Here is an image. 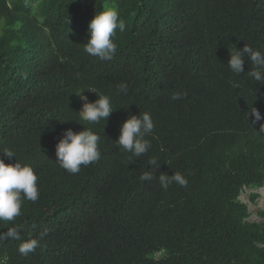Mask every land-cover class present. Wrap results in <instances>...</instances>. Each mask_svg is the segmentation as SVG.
I'll list each match as a JSON object with an SVG mask.
<instances>
[{
  "label": "trees",
  "instance_id": "obj_1",
  "mask_svg": "<svg viewBox=\"0 0 264 264\" xmlns=\"http://www.w3.org/2000/svg\"><path fill=\"white\" fill-rule=\"evenodd\" d=\"M108 7L126 29L101 61L83 48ZM246 44L264 51V0H0V150L17 155L6 164L30 165L39 189L0 232L23 224L26 240L50 230L26 257L20 241H0V264H264V221L240 199L264 186V133L249 115L264 116V85L247 77L250 63L239 76L227 66ZM89 86L110 96L107 122L80 119L77 93L98 99ZM143 112L155 127L135 157L116 141ZM85 127L101 137V159L69 174L56 144ZM176 171L187 187L162 188L159 175Z\"/></svg>",
  "mask_w": 264,
  "mask_h": 264
},
{
  "label": "clouds",
  "instance_id": "obj_2",
  "mask_svg": "<svg viewBox=\"0 0 264 264\" xmlns=\"http://www.w3.org/2000/svg\"><path fill=\"white\" fill-rule=\"evenodd\" d=\"M117 29L121 33L126 29L125 21L120 19L118 10L114 7H108L99 11L88 25L89 38L83 51L92 57H98L101 61H112L116 56L118 47L114 39ZM246 62L252 65L251 70L246 73L247 77L260 85H264V51L246 44L242 50L231 51L227 66L232 73L239 76L245 74L244 65ZM86 90L96 93L98 99L95 102H90L88 97L83 95L84 91L77 93L83 102L82 109L78 113L80 119L90 124H99L101 121L107 122L110 115L115 111L110 96L99 92L94 86H89ZM118 93L128 94L126 83L118 85ZM181 98L180 92H175L171 96L174 101ZM249 115L254 118L252 125L259 124L258 132L264 133V123H260L264 120V116L261 115L260 111L252 107ZM154 127L151 113L143 112L139 116L131 115L122 124L116 143L124 152L140 157L147 153L151 147L146 137L153 132ZM100 139L101 137L91 128L85 127L80 132H74L72 129L64 131L56 144L55 162L67 173L78 174L82 166L87 167L101 159ZM13 157L17 158V155L11 149L0 150V222H14L21 215L24 201L34 203L39 198L38 176L34 169L30 165L22 164L18 159V162L14 164L5 163L4 158L11 160ZM148 163L155 166L157 160L151 158ZM154 176L155 173L152 168L151 171L143 172L140 180L151 181ZM158 180L160 186L165 190L172 184L180 187H187L188 185V179L179 171L174 172L171 176L161 173ZM260 189H258V193H260ZM241 201L243 200L241 199ZM254 217L255 219H253L256 221L263 220L259 216H257L259 219ZM23 228V224H14L6 232H0V241L9 239L20 241L18 251L26 257L41 246V241L49 234L50 230L45 228L37 238L29 237L24 240L21 236Z\"/></svg>",
  "mask_w": 264,
  "mask_h": 264
},
{
  "label": "rangeland",
  "instance_id": "obj_3",
  "mask_svg": "<svg viewBox=\"0 0 264 264\" xmlns=\"http://www.w3.org/2000/svg\"><path fill=\"white\" fill-rule=\"evenodd\" d=\"M263 190H264V188H263ZM263 190L260 191L262 195L257 192L258 190H247L241 196V199L245 203L249 204V207L251 209V212L253 213L254 216H256L257 219H259L257 217V216H259V213L264 212V203H262V201H264V192H263ZM251 193H258L259 194V198L254 203H251L250 202V199H249Z\"/></svg>",
  "mask_w": 264,
  "mask_h": 264
},
{
  "label": "bare ground",
  "instance_id": "obj_4",
  "mask_svg": "<svg viewBox=\"0 0 264 264\" xmlns=\"http://www.w3.org/2000/svg\"><path fill=\"white\" fill-rule=\"evenodd\" d=\"M264 188V187H263ZM263 190V189H262ZM262 190H260V191H262ZM263 192H264V190H263ZM262 203H264V201H262Z\"/></svg>",
  "mask_w": 264,
  "mask_h": 264
},
{
  "label": "water",
  "instance_id": "obj_5",
  "mask_svg": "<svg viewBox=\"0 0 264 264\" xmlns=\"http://www.w3.org/2000/svg\"><path fill=\"white\" fill-rule=\"evenodd\" d=\"M261 189H262V188H261ZM261 189H260V190H261ZM253 218L255 219V217H253ZM262 221H264V219H263Z\"/></svg>",
  "mask_w": 264,
  "mask_h": 264
}]
</instances>
